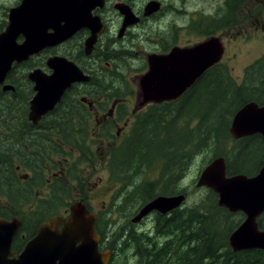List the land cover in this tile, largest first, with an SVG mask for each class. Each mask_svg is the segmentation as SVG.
Wrapping results in <instances>:
<instances>
[{"label": "flooded vegetation", "instance_id": "1", "mask_svg": "<svg viewBox=\"0 0 264 264\" xmlns=\"http://www.w3.org/2000/svg\"><path fill=\"white\" fill-rule=\"evenodd\" d=\"M203 1L92 0L88 4L93 17L91 19L94 28L100 25V30L90 50L87 43L92 35L93 24H78L77 31L69 39L11 67L4 84L0 85V97L19 94L23 107L15 106L14 110L2 107L1 110L22 111L18 123H11L18 125L17 127L27 129L29 126L31 130H36L39 140H21V165L6 171L13 177L7 180L8 186L1 191L13 190L15 195L0 194V220L12 222L17 219L21 223L12 242L13 254L9 256L10 259L17 258L23 252L24 246L35 237L43 223L54 217H62L68 221L72 215L71 208L76 203L85 206L87 216L95 217L94 232L101 238L100 232L105 236L104 242H100L101 251L109 249L105 242L111 235L110 226L119 215H123L127 203H131L128 209L136 203L132 152L136 151L138 145L144 146V151L138 154V160H142L143 165L140 168H143L149 166L153 156L162 150L160 147L149 150L151 145H144L142 138L146 132L139 129L140 125H136H143L137 116L145 113L148 108L175 101L148 103L139 107L141 101L138 78L149 70V58L169 55L175 48H191L210 38L218 37L223 42V27L230 25L232 20L235 22L234 26L230 25L225 30L226 34L235 31L234 34L238 37L248 35L253 30V25H258L257 20L262 14L259 9L263 0H225L222 5L217 3L218 0H209L207 3ZM21 2L23 0L16 6ZM220 9L232 10L227 13L231 18L222 14ZM189 12L191 16L188 17ZM193 24L198 26L194 31L195 35L202 37V40L189 44ZM23 41L24 37L20 36L18 43ZM226 53L225 47L222 61L218 65L223 64ZM53 57L65 58L74 63L88 80L72 83L56 107L45 113L40 122L34 124L30 120L29 102L36 92L35 84L28 79L29 74L38 68L50 76L52 71L47 61ZM133 65H136L133 70H137L136 79L133 80L137 91H131L132 86L126 87L125 67ZM16 70L20 73H14ZM6 85L12 86L14 90L5 91ZM187 94L188 92L184 93L176 102ZM134 95L135 105L131 109ZM128 107L131 110L130 115ZM47 129H53L54 134L45 133ZM161 161H165L161 165L169 163L165 158ZM226 166L227 176L232 177L229 175L227 160ZM263 167L264 164L258 172ZM157 169L161 170V167ZM85 175H99V181L93 183V188L99 187L101 191L93 192L90 184L92 191L91 194L87 193L84 185L89 184L88 179H84ZM106 175V182L101 184ZM176 175L177 177L173 178ZM180 176L181 173L177 171L163 175L165 184L169 186L177 185ZM153 180L150 179L146 184L153 185ZM78 188H82L81 193ZM163 195H184L186 200L177 209L186 210L184 206L188 199L187 192L170 195L162 193L156 197ZM98 199L101 200L97 201ZM130 215L134 225L137 210L132 211ZM158 215L161 214L153 211L145 217L148 221L143 219L140 223L144 222L145 225L154 219L153 229L156 234L155 223L160 219ZM98 226L100 232H97ZM62 227L63 224H60V231ZM135 256L139 258V255ZM116 258L112 257L109 264H114Z\"/></svg>", "mask_w": 264, "mask_h": 264}, {"label": "water", "instance_id": "2", "mask_svg": "<svg viewBox=\"0 0 264 264\" xmlns=\"http://www.w3.org/2000/svg\"><path fill=\"white\" fill-rule=\"evenodd\" d=\"M92 0H23L12 7L8 25L0 33V85L4 84L11 67L28 61L45 49L52 48L69 39L78 24L92 25L88 39L90 50L96 42L100 25L94 28L91 19ZM71 2H75L72 4ZM93 18V17H92ZM82 22V23H81ZM125 25V24H124ZM24 37L22 43L18 38ZM224 54L220 38H210L191 48H175L169 55L151 56L149 70L138 78L140 104L163 103L176 100L200 79L209 68L217 65ZM47 65L52 73L33 70L29 78L35 84V96L30 103V120L37 124L45 113L52 111L61 101L67 88L75 82L88 80L82 71L65 58L53 57ZM4 90H14L10 85ZM234 139L261 134L264 137V106L250 102L234 116L230 126ZM207 187L218 195V204L230 213L241 211L245 221L230 235L232 250H264V231L259 229L257 219L264 213V167L255 176H227L225 158L209 163L199 176L197 187ZM184 196H160L151 200L135 217L140 222L157 211L169 213L180 207ZM82 203L71 208V218L54 217L43 223L17 258H9L14 237L21 223L0 220V264H109L112 251L100 252L101 236L95 231V217L87 216ZM63 224L61 231L59 225Z\"/></svg>", "mask_w": 264, "mask_h": 264}, {"label": "trees", "instance_id": "3", "mask_svg": "<svg viewBox=\"0 0 264 264\" xmlns=\"http://www.w3.org/2000/svg\"><path fill=\"white\" fill-rule=\"evenodd\" d=\"M230 4L232 6V1ZM223 66L206 70L187 91L182 102L177 101L180 103L176 105V101L160 104L159 107L149 108L148 114L142 116L144 123H140L139 129L145 130V137L157 134L150 139L149 145L155 147L157 143L164 150L162 155L171 164L179 162L181 153L185 161L191 155L208 149L212 140L213 146L219 147L224 135L230 137L229 118L244 104L256 101L264 105V58L245 69L241 84L231 78ZM194 92L196 98L192 103L189 98ZM15 106L23 107L19 94L0 97V194L6 196L15 195L13 190L1 191L8 186L7 180L13 177L6 171L21 165V140H39L36 130L11 123L21 118L19 111L1 110L2 107L14 110ZM187 112L190 116H185ZM171 117L170 121L168 118ZM195 120L197 122L193 126ZM151 125L155 129H149ZM179 126L184 133L178 131ZM188 126L190 128L186 130ZM45 131L54 134L53 129ZM235 142L238 152L234 154L240 161H228L229 175H256L264 164V138L256 134ZM245 155L247 157L242 163ZM212 192L217 201V194ZM187 209H175L166 215H158L160 219L155 223L156 234L152 238L147 233L139 234L134 228L124 230L117 227L110 231L105 244L117 257L114 264L120 257L123 259L127 250L139 255L140 264H264V250L234 252L229 246V236L242 223L244 214H232L226 208L219 207L218 203L217 206H204L201 202L198 207ZM258 225L264 230V215L259 217ZM97 232H100L99 226ZM100 234L103 243L105 236L102 232ZM156 236L163 238L164 243L156 241Z\"/></svg>", "mask_w": 264, "mask_h": 264}, {"label": "rangeland", "instance_id": "4", "mask_svg": "<svg viewBox=\"0 0 264 264\" xmlns=\"http://www.w3.org/2000/svg\"><path fill=\"white\" fill-rule=\"evenodd\" d=\"M20 0H0V32L3 31L7 25V19H8V13H9V8L16 6L19 3ZM209 0H204L203 3H207ZM225 2V0H218L217 3L219 5H222V3ZM204 5V4H203ZM216 5V2H215ZM198 6V5H197ZM205 6V5H204ZM195 9V8H194ZM259 9V8H258ZM261 11V15L258 18V25H256L254 27L253 25V30H251L248 35L245 36H240L238 37V35L234 34L235 31H233L232 33L226 34L225 30L230 26H234V20H232L229 24L227 25V27H223V33L222 35L223 37V42H224V46L226 47V56L224 58V62L221 65H224L223 67L227 70L229 76L231 78H233L236 82L238 83H242L244 76H245V72H246V68L255 64V62H258L259 60L264 58V29L262 30V28L264 27V0L263 3L259 9ZM258 10V11H259ZM222 14H227L228 12H231L232 10H224V9H220ZM191 16V13H188V17ZM227 16L229 18L230 15L227 14ZM223 22V21H222ZM221 22V23H222ZM223 24V23H222ZM198 29V26L193 24L191 26V38L188 39L190 42H188L189 44L192 43H196L199 40H202V37H198L195 35L194 31H196ZM21 39H19L20 41ZM128 61V59H127ZM136 65H133L131 67H125V75H126V87L128 86H132L131 87V91H137V86L136 83L133 84V80L136 79L135 74H137V70L134 71L133 69H135ZM19 74L20 72L18 70L14 71V73ZM130 73V75H129ZM191 97L189 98V101H191L192 103H195V92L193 94L190 95ZM133 102L131 104V109L134 107L135 105V95L132 98ZM182 100H184V98H182ZM182 100L180 102H182ZM180 102L175 103L178 104ZM205 105H207V103H205ZM149 108L147 109V111L145 113L148 114ZM128 111H129V115L131 113L130 108L128 107ZM19 113L21 114L22 111H19ZM145 113H141L140 115H138V120H140V122L144 123L142 121V116ZM192 116H195L193 114V112L191 111ZM146 114V115H147ZM185 116H190L189 112L186 113ZM170 121L172 119L168 118ZM197 119V118H196ZM231 119V120H230ZM233 118H229V123H228V128L231 125ZM15 120H17V123L19 121L18 118H16ZM197 120L194 121V123L192 124L193 126H195ZM136 125H140V123H137ZM141 126V125H140ZM155 129V127H153V125H151V127L149 129ZM190 126H188L187 128H185L186 130L189 129ZM178 131L179 132H183L184 130H181V126L178 127ZM164 133V132H162ZM184 133V132H183ZM157 134H152L150 136H146L144 138H142V142L144 143V145H148V143L150 142V139L154 138V136ZM230 135V134H229ZM79 142H81V140H78ZM236 140H234L231 135L229 138H227L225 135L222 137V141H221V145L219 147H214V143L213 140L210 141V146L208 147V149H205L203 151H201L200 153H198L197 155H191V157H189V159L184 161V156H182V153L180 154L181 159L179 160L178 163L173 162V164H171L170 162L168 164L165 165H161V163H165V161H161L162 159H164L165 157L162 155V150L159 151L157 154H155L152 158V160L149 162V166L151 165V167L149 168V166H144L143 168H140V166L142 165V160H138V154L142 153L144 151V146L138 145L136 151L132 152V158H133V168H135L134 170V182H135V194H136V203L135 205L132 206V208L128 209L129 205H131V203H127L126 204V209L123 212V215H119L116 220L113 222L114 224H112L110 226V230H115L117 227L119 229H127L130 230L132 228H135L137 230V232H139V234L142 233H147L151 238L155 236V232H154V219H152L151 222H147V224L144 225L143 223H137L134 221V226L131 220L132 215H130V213L132 211L137 210V215L139 214V211L141 210V208L143 207V205H145L147 202H149V196L151 197H156L157 195H161L162 193L166 194V195H170V194H174V193H178V192H187L188 194V199L185 203L184 209L185 208H189V207H198L201 202L204 203V206H210L211 204H215L217 206V201L215 199V196L213 195L212 191L207 190L206 188H197L196 184L198 181V177L200 175V173L202 172V170L209 165L210 162H212L214 159L218 158V157H225V159L230 163L233 162H238L240 160L236 159L235 154L238 151L235 149V147H237V142H235ZM156 146H149V150H153L157 147H159V145L156 143ZM153 152H151L152 154ZM247 157V155H245V157H243L242 159V163L243 161H245V158ZM155 165V166H153ZM105 167H107V163L105 164ZM158 167H161V170L157 169ZM149 168L148 171H146ZM174 171H177L178 173H181L180 179H179V183L177 185H167L165 184V177H163V175H166L168 173L173 174ZM184 171V172H183ZM159 173V174H158ZM183 173V175H182ZM89 177V178H88ZM103 177V176H102ZM176 176H174L173 178H176ZM99 175H94L93 177L85 175L84 179H88V184H85V191L89 194H91V191L93 189V192H98L101 191L99 189V187L93 188V183H97L99 180ZM109 178V176H108ZM113 178L115 179V177L113 176ZM154 179V183L153 185H148L146 184L147 182H150V179ZM107 180V175L104 176V179L102 181L101 184H104L103 182H106ZM92 185V189L91 186ZM100 186V185H99ZM149 186V189H147ZM80 193L82 191V188H78ZM182 190V191H179ZM80 195V194H79ZM78 195V196H79ZM83 195V194H82ZM108 196V194H106ZM135 196V195H134ZM133 196V198H135ZM101 199H103V196H99ZM101 199H98L97 201H100ZM92 200H96V199H92ZM105 200V199H104ZM108 201V199H107ZM203 208V207H202ZM147 217V216H146ZM144 220L145 217L143 218ZM142 219V220H143ZM141 220V222H142ZM148 221V220H146ZM158 237V236H156ZM159 238V239H158ZM156 238V241L158 240L159 243H164V239L158 237ZM116 264H139V258L137 259L135 254H133L132 250H127L125 256L120 257L119 259H117V263Z\"/></svg>", "mask_w": 264, "mask_h": 264}, {"label": "bare ground", "instance_id": "5", "mask_svg": "<svg viewBox=\"0 0 264 264\" xmlns=\"http://www.w3.org/2000/svg\"><path fill=\"white\" fill-rule=\"evenodd\" d=\"M260 106H263V105H260ZM225 163H226V159H225ZM207 166H208V165H207ZM207 166L202 170V172L207 168ZM227 170H228V167H227ZM202 172H201V173H202ZM201 173H200V175H201ZM200 175H199V176H200ZM244 176H245V175H244ZM246 176H247V175H246ZM228 177H229V176H228ZM198 181H199V177H198ZM198 181H197V184H198ZM197 184H196V186H197ZM197 188H198V187H197ZM199 188H206V189L209 190V191H210V190L213 191L212 189H208L207 187H203V186H202V187H199ZM180 193H181V192H180ZM182 193H183V192H182ZM180 196H184V195H180ZM185 200H186V197L184 196V202H185ZM186 209H187V208H186ZM187 210H188V209H187ZM235 213H241V214H243L241 211H237V212H235ZM235 213H234V214H235ZM262 215H264V213L261 214L260 216H262ZM244 216H245V218H244V220L242 221V223H243V222L245 221V219H246V215H245V214H244ZM260 216H259V217H260ZM258 219H259V218H258ZM258 219H257V223H258ZM242 223H241V224H242ZM241 224H240V225H241ZM240 225H239V226H240ZM259 229H261V228H260V225H259ZM261 230H262V229H261ZM235 231H236V230H235ZM235 231H234V232H235ZM263 231H264V230H263ZM229 237H230V236H229ZM229 240H230V239H229ZM233 251H234V250H233ZM234 252H235V251H234ZM237 252H240V251H237Z\"/></svg>", "mask_w": 264, "mask_h": 264}]
</instances>
